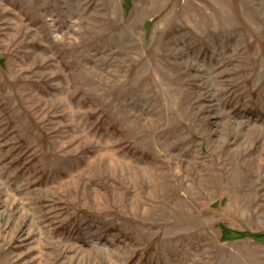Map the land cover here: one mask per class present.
<instances>
[{
    "label": "rangeland",
    "instance_id": "1",
    "mask_svg": "<svg viewBox=\"0 0 264 264\" xmlns=\"http://www.w3.org/2000/svg\"><path fill=\"white\" fill-rule=\"evenodd\" d=\"M0 264H264V0H0Z\"/></svg>",
    "mask_w": 264,
    "mask_h": 264
},
{
    "label": "trees",
    "instance_id": "2",
    "mask_svg": "<svg viewBox=\"0 0 264 264\" xmlns=\"http://www.w3.org/2000/svg\"><path fill=\"white\" fill-rule=\"evenodd\" d=\"M221 232H222V239L223 240H235V239H240L244 236V234H241L239 232H229L223 228H221ZM256 239H259V238L256 237ZM258 241L261 242V238Z\"/></svg>",
    "mask_w": 264,
    "mask_h": 264
}]
</instances>
